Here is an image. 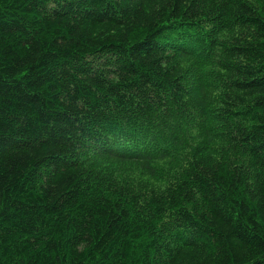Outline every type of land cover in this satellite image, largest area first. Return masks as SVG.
<instances>
[{"label":"trees","instance_id":"1","mask_svg":"<svg viewBox=\"0 0 264 264\" xmlns=\"http://www.w3.org/2000/svg\"><path fill=\"white\" fill-rule=\"evenodd\" d=\"M0 264H264V0H0Z\"/></svg>","mask_w":264,"mask_h":264},{"label":"rangeland","instance_id":"2","mask_svg":"<svg viewBox=\"0 0 264 264\" xmlns=\"http://www.w3.org/2000/svg\"><path fill=\"white\" fill-rule=\"evenodd\" d=\"M126 166H129V164H126Z\"/></svg>","mask_w":264,"mask_h":264}]
</instances>
